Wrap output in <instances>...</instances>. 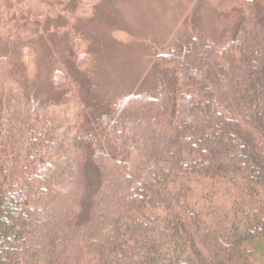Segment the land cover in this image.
Masks as SVG:
<instances>
[{
  "label": "trees",
  "instance_id": "16d2710c",
  "mask_svg": "<svg viewBox=\"0 0 264 264\" xmlns=\"http://www.w3.org/2000/svg\"><path fill=\"white\" fill-rule=\"evenodd\" d=\"M12 1L0 0V264H264V0H210L232 36L193 28L151 48L158 88L114 102L79 37L55 94L30 91L46 14L14 28L30 1ZM102 1L77 0L79 15Z\"/></svg>",
  "mask_w": 264,
  "mask_h": 264
},
{
  "label": "rangeland",
  "instance_id": "374dc122",
  "mask_svg": "<svg viewBox=\"0 0 264 264\" xmlns=\"http://www.w3.org/2000/svg\"><path fill=\"white\" fill-rule=\"evenodd\" d=\"M3 1L8 6L13 4L12 0ZM29 1L12 27H20L37 7L46 14L34 39L40 51V75L32 83L24 79L30 91H38L45 97L55 94L51 74L63 62V54L74 37L88 41L95 58L91 70L101 86V96L114 102L131 92L158 88L162 70L151 48L175 45L193 28L219 44L233 34L232 27L210 0H103L88 8L84 17L79 15L77 0ZM53 6L60 8L54 12ZM6 51L0 42V54ZM165 77L171 88L175 72L167 70ZM82 79L86 80V76ZM88 89L84 84V95Z\"/></svg>",
  "mask_w": 264,
  "mask_h": 264
}]
</instances>
